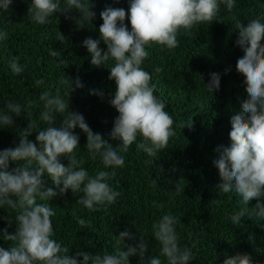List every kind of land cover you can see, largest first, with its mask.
<instances>
[{
  "label": "trees",
  "instance_id": "trees-1",
  "mask_svg": "<svg viewBox=\"0 0 264 264\" xmlns=\"http://www.w3.org/2000/svg\"><path fill=\"white\" fill-rule=\"evenodd\" d=\"M91 2L95 17L83 22L79 13L73 11L54 14L50 23L36 24L27 15L31 0H14L7 12H0V30L8 31V38L0 41V109L9 101L24 108L21 116H13L12 127L0 129V150L18 145L20 131L27 128L28 120L37 121L36 131L47 126L40 120L43 102L39 96L46 90L54 94L57 87L62 95L70 92V84L60 83L64 75L72 80L79 78L83 85L72 92L70 110L82 114L92 131L101 134L114 148L121 146L120 140L110 137L119 115L111 105L116 85L109 79V69L114 62L93 66L83 42L87 38L100 39L99 27L103 23L100 13L104 9L123 8L127 12L129 0ZM254 19L264 22V0H235L230 11L221 3L216 21L199 24L188 35L181 30L178 47L168 49L158 44L146 47L150 55L142 67L151 74L155 95L163 99L165 110L173 117L176 135L156 157L138 150L137 144L142 140L138 137L127 152H121L125 165L106 169L99 157L90 158L86 135L75 129L80 136L76 155L84 161L83 167L90 176L101 170L115 171V177L108 183L120 195L115 203L98 206L100 210L95 212L76 203L83 196L82 191L73 193L69 189L65 195L57 196L49 202L55 211L53 239L67 246L72 254L79 250L103 254L114 252V237L128 230L137 237L136 243L139 237L148 242L147 259L160 252L153 223L163 214L171 213L178 219L176 231L181 246L195 244L190 264H224L226 258L236 254H248L252 264H264V221L246 216L240 224H233L231 216L244 205L234 189L219 193L217 185L221 180L214 165L219 156L216 149L230 147L231 118L247 99L244 77L236 71V62L244 54L236 44L237 24L246 27ZM125 24L130 31L127 18ZM99 46L107 51L102 40ZM50 49L60 52L61 57L51 56ZM16 58L24 67L20 75L13 74L9 67L10 60ZM61 58L64 63L59 62ZM229 68L231 71L226 74ZM211 73L221 76L220 88L213 93L206 86ZM38 79L45 83L37 85ZM29 101L35 102L31 109L27 108ZM61 119L57 114V126ZM36 135L34 131L29 139L35 141ZM62 162L68 163L66 158ZM17 166L10 162L9 170ZM44 179L45 188L58 191L47 175ZM153 180L156 187L152 186ZM257 202L251 201L249 207ZM259 202L264 203V198ZM16 215L7 206L0 208V234L3 229L15 232ZM8 219L13 223L11 226ZM79 219L90 222V226H81ZM9 246L10 242L0 237V247ZM129 259L130 264H140L139 256Z\"/></svg>",
  "mask_w": 264,
  "mask_h": 264
},
{
  "label": "clouds",
  "instance_id": "clouds-1",
  "mask_svg": "<svg viewBox=\"0 0 264 264\" xmlns=\"http://www.w3.org/2000/svg\"><path fill=\"white\" fill-rule=\"evenodd\" d=\"M13 2L0 0V12H7ZM221 3L229 11L235 6V0H129L127 12L123 8L108 7L100 13L103 21L99 27L100 39L87 38L83 46L90 53L93 66H104L109 60L114 62L109 69V79L116 85L111 105L119 115L110 137L122 144L114 148L101 134L92 131L82 114L70 110L72 92L83 87L79 78L72 80L65 75L61 78V84H70V92L64 95L59 87L54 94L50 90L43 91L39 96L43 102L40 120L47 126L36 131L37 121L28 120L27 128L20 131L18 145L0 150V208L7 206L17 213L15 232L3 229L0 234L4 241L10 242L7 249L0 247V264H130L129 258L133 256H139L140 264H190L195 244L181 246L176 231L178 219L171 213L163 214L152 225L160 245L159 255L146 259L148 242L139 237L136 243L137 237L128 230L114 237V252L93 254L79 250L72 254L67 246L53 239L55 211L49 202L65 195L69 189L73 193L82 191L83 196L76 203L95 212L100 210L98 206L115 203L120 195L108 183L115 177V171L101 170L90 176L83 167L84 161L76 155L80 149V136L74 131L77 128L87 137L90 158L99 157L106 169L123 167L125 159L121 152H127L138 137H142L138 150L149 157H156L167 148L176 135L175 121L165 110L163 99L155 95L156 85L152 83L151 74L142 67L150 55L146 47L154 44L168 49L178 47L181 30L188 35L193 27L216 21ZM93 7L91 0H64L63 4L61 0H31L27 15L36 24L44 25L50 23L49 18L54 14L75 11L83 22L94 19ZM7 23L13 24L11 20ZM237 28L236 44L244 54L236 62V71L244 77L247 99L241 102L239 113L231 118L230 147L219 146L216 149L219 156L214 161L221 180L217 185L219 193L234 189L244 205L231 216L233 224H240L246 216L264 221V203L259 202L264 198V22L254 19L246 27L238 23ZM7 38L8 31L0 30V41ZM101 40L107 51L100 48ZM49 54L61 57L60 52L51 49ZM59 62L65 60L61 58ZM9 67L15 75L24 71L18 58L10 60ZM230 71L226 69V74ZM220 81V74L211 73L206 85L208 90L218 91ZM44 83L43 79L36 81L37 85ZM34 103L29 101L27 108L31 109ZM23 112L20 103L7 102L0 109V129L12 127L13 116L19 117ZM57 114L62 116L59 126ZM28 115L31 116V112ZM34 131L37 135L32 141L29 137ZM62 158L67 159V165ZM10 162L18 166L9 170ZM45 175L58 191L45 188ZM152 186L156 187V180L152 181ZM253 200L258 202L249 207ZM78 223L90 226V222L83 219ZM8 224L13 223L8 219ZM224 264H252V258L248 254H236L226 258Z\"/></svg>",
  "mask_w": 264,
  "mask_h": 264
}]
</instances>
